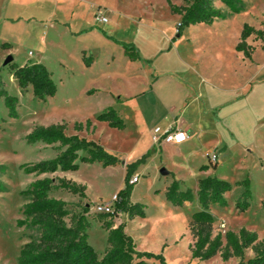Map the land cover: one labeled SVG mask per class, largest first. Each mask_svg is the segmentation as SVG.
Instances as JSON below:
<instances>
[{
    "label": "rangeland",
    "instance_id": "374dc122",
    "mask_svg": "<svg viewBox=\"0 0 264 264\" xmlns=\"http://www.w3.org/2000/svg\"><path fill=\"white\" fill-rule=\"evenodd\" d=\"M241 1L245 6L241 13H233L223 3L217 2L216 7L227 14L226 19H219L214 25L185 27V38L178 49L182 56L189 58L192 71L199 80L205 77L216 89L238 95L246 90L252 79L258 81L256 63L264 61V43L261 44L255 35L248 42L254 50L257 48L256 63H249L235 51L244 25L262 29L264 22V0ZM171 2L177 6L186 5L183 0ZM99 12L110 22L97 28L94 24L98 30L96 33L86 32L80 37L70 34V29L92 25ZM181 20V15L171 12L167 0H0V75L6 90L19 100L18 117L12 118L4 100L0 99V264H18L22 246L30 241L29 232L17 226V221L23 218L24 205L28 202L21 192L39 177L25 173L22 165L51 159L56 155L53 147L29 145L26 136L36 126L58 123H66L67 134L73 135L76 133L75 123H86L87 120L98 123L96 117L110 108L116 110L124 120L125 129H113L99 122L98 131L91 140L99 141L119 162L109 167L101 163H80L78 171L67 175L68 179L79 180L77 183L87 187L84 201H78V196L65 190L52 192V197L67 202L70 212L67 223L70 224L72 215L82 211L83 204L94 207L111 201L113 195L126 186L127 165L138 162L152 151L146 161H151L149 166L142 169L146 163L140 165L133 175V178L139 176V182L134 187V199L146 206V219L136 218L129 222L126 216H122L116 221L117 224L127 222L129 235L135 239L137 250L162 254L168 264H246L254 256L249 249L243 259L232 258L224 262L218 254L206 261L193 260L190 249L194 240L189 224L192 214L201 209L200 204L195 201L190 205L174 207L166 200L163 190L175 177L196 194L201 174L195 164L205 161L212 165L211 156L220 154L217 169L211 166L215 171L212 176L230 182L233 190L226 195V207H212L216 219L214 235H224L227 231L239 232L246 228L256 232L261 241L264 238V128H259L255 135L250 134L255 116H249L244 110L236 113L242 142L234 140L227 143V150L213 152L212 147L216 142L202 140L184 153L168 149L159 158L153 159L157 152L148 148L152 137L148 131L153 114L147 107L150 102L145 104L144 128L139 125L130 103L134 101L130 98L132 93L147 87L148 78L130 63L122 45L115 44V40L163 46L171 31L178 39L176 35ZM63 23H69L70 28ZM8 42L14 46L1 47ZM84 47L91 48L97 59L94 70L82 65L80 52ZM30 52L33 53L32 58ZM9 55L14 56L16 60L13 64L17 65L31 63L34 59L44 63L53 73L57 94L41 101L34 97L31 87L22 92L10 66L3 67ZM112 57L114 60L107 64L106 60ZM101 69H105L104 77L98 76L97 72ZM92 87L98 90L94 94H87ZM118 94L124 102H118ZM141 98L137 100L143 102L146 97ZM212 103L217 106L216 100ZM83 135L86 136V133ZM253 143L254 146L249 147ZM247 149H251V152ZM159 166L171 175L162 176ZM51 177L55 179L58 175ZM247 178L252 182L253 199L251 207L241 212L236 208L242 193L237 183ZM87 218L93 223L88 232L89 242L102 258L108 248L107 232L97 222L98 214L88 213ZM150 262L155 263L153 260Z\"/></svg>",
    "mask_w": 264,
    "mask_h": 264
},
{
    "label": "trees",
    "instance_id": "16d2710c",
    "mask_svg": "<svg viewBox=\"0 0 264 264\" xmlns=\"http://www.w3.org/2000/svg\"><path fill=\"white\" fill-rule=\"evenodd\" d=\"M171 12L182 16L179 23L177 36H182L183 29L192 25H213L219 19H226L227 14L216 7L217 2L223 3L231 12L241 13L245 10L241 0H183L185 6L172 4L167 0ZM262 29H256L245 24L241 33L236 51L245 58L252 60L254 48L248 39L255 35L264 43V22ZM105 35L110 39L106 33ZM176 39L173 38L172 42ZM122 45L126 57L133 62L140 61L139 50L132 43L115 40ZM1 47H11L2 44ZM262 49L264 50V44ZM84 57L86 65L91 64V57ZM13 77L22 92L32 88L36 99L44 101L54 97L58 87L52 78V73L41 63H28L24 66L12 64L10 66ZM0 99L4 100L9 116L18 117L17 107L19 100L12 96L5 88L3 77L0 75ZM98 122L106 123L113 129L124 130L126 124L114 109H107L96 117ZM91 120L86 123H75L76 132L94 131ZM29 145L43 144L56 150L54 158L42 160L33 164L22 165L27 174H35L39 178L21 192L28 200L24 205L23 218L17 221V226L29 232L30 241L22 246L18 257V264H168L162 254L140 252L133 237L126 232L127 222L119 224L120 215L126 216L129 221L136 218L146 219V206L131 201L136 183H132L135 170L145 164L149 151L138 162L127 165L125 178L126 186L116 193L118 200L115 202L113 213H96L101 227L107 232L108 248L105 255L100 258L89 242V229L93 223L87 218L91 205L83 204L82 211L70 216L67 202L51 196L53 191L65 190L82 200L87 198V187L63 177L55 179L49 176L58 172H75L80 169V163H101L104 167L116 165L119 160L110 155L99 143L81 137L78 134L68 135L67 124L58 123L48 126L39 125L32 129L26 136ZM217 169L218 163L201 166L202 171L210 167ZM242 188V193L236 202V208L246 212L251 207L253 199L252 182L249 178L237 183ZM233 190V185L216 176H207L199 180L198 191L183 189L180 180L174 179L166 188L165 198L174 207H183L186 203L198 200L201 209L192 214L189 224L190 234L194 243L191 246L192 259L201 261L210 260L220 254L224 262L232 258L243 259L246 250H252L254 256L246 264H264V238L259 241L256 232L242 228L239 232L227 231L224 235H214L216 219L212 214V207L218 205L226 207V195ZM264 207V199L262 201ZM118 218V220H117ZM158 262V263H157Z\"/></svg>",
    "mask_w": 264,
    "mask_h": 264
},
{
    "label": "crops",
    "instance_id": "0c3cea01",
    "mask_svg": "<svg viewBox=\"0 0 264 264\" xmlns=\"http://www.w3.org/2000/svg\"><path fill=\"white\" fill-rule=\"evenodd\" d=\"M7 19L9 18H3V20ZM9 20L14 21V19ZM109 22L110 21H108V23ZM63 24L70 28L69 23ZM94 24H96L97 28V26H101L104 23H98L95 21L89 27H78L73 30L70 29V34L80 37L81 34H84L86 32L91 34L96 33L98 30L94 28ZM105 33L108 35L107 31H105ZM167 36L169 37L165 39V45L163 46H157L154 43H147L145 45L132 43L139 50L141 60L136 62L130 61V63L138 67L139 70L145 73L148 78L146 85L147 87L139 91H135L134 93H132V97H130L134 100L130 103L132 104L134 114L138 119L139 125L141 126V128L146 127L144 122V110L145 104L147 105V102L149 101L150 104H148L147 107L149 106V109L153 112V114L151 116L152 122L148 131L150 132L152 137L154 134V130L157 127H160L162 130H183L189 135V139L180 145L162 144L160 146H156L153 143L151 137V142L149 143L148 148H153L157 152L153 155V159L159 158L160 154L164 151H167L168 149H176L178 152L184 153L187 151V149L194 147L202 140L216 142V144L212 147V149L214 148L213 152L217 151L219 153L221 149L227 150V143L234 140H241L240 136L242 134V131L240 130L238 125L239 117L236 114L241 110H244L245 113L249 114V116L252 115L256 118V121L252 119L254 124L252 126L254 127H252L251 129V135L257 134L259 128H264V61L262 63L255 62V53L257 51V48H255L252 60L245 58L244 55L236 51V49L235 51L240 54L244 60H248L249 63H256V76L258 81L252 79L253 81L249 83V86L246 88V90L239 95L228 94L227 92L224 93L222 90L216 89L215 87L210 85L205 77H202L201 80H199L196 73H193V66L190 63L191 61H189V58L182 56L178 50L181 41L185 38L183 33L182 36L176 35L178 39L175 42H172V39L175 37L173 31H171V35ZM239 41L240 38L236 43L235 48ZM260 42L261 44H263L262 41ZM8 43L11 46H14L10 42ZM262 51L264 55V50L262 49ZM30 53L29 55L32 58L33 53L32 55ZM83 56L92 58L90 65H86ZM80 60L84 68H87L89 70H94L97 65V59L92 54L91 48L87 49L86 47H84L81 49ZM113 60L114 57H112L111 60L107 59L106 63L110 64ZM31 63L44 64L37 59L31 61ZM26 64L28 63H23L19 66H24ZM59 65L65 68V65L63 63L59 62ZM178 68L181 71H179ZM49 71L52 73L51 70ZM97 73L100 77H104V75L106 74L105 69H101ZM96 90L98 89L92 87L87 91V94H94ZM117 97L118 102H124V99L121 95L118 94ZM139 97H146L145 101L140 102L139 100H137V98ZM147 97H149L150 99H148ZM213 100H216L217 106L212 105ZM260 105H263V107L260 108ZM259 122L260 124H258ZM98 123L94 122L95 129L93 132H91V135L87 131L76 132L75 134L91 140V138L94 137L96 132L98 131ZM83 133H86V136H84ZM96 142L100 144L99 141ZM253 146L254 143L249 145V147ZM246 148L247 147H244V149ZM247 150L251 152V149ZM218 156H220V154H218ZM150 162L143 165L142 169L147 168ZM200 162L195 164L196 169L199 170L201 174V177L198 178L197 184H199L200 179L207 176H212L215 173V171L211 167L206 171H202L201 166L208 164L205 163V161ZM158 169L160 171L162 168L159 166ZM69 173L71 172H58L56 174L58 175V177L68 179L69 177H67V175H69ZM169 174L171 175L170 172ZM42 176L51 177L52 175ZM174 179L176 178L173 177L170 182H172ZM68 180L74 181V179ZM75 181L77 182L79 180ZM180 181L182 183L183 189H186L187 187L184 186L183 181ZM169 185L170 184L165 186L163 190L164 192H166V188ZM55 198L60 199L56 196ZM76 198L78 199V201L82 200L80 197ZM84 200L85 199H83V201ZM131 201L133 203H139L134 199V191ZM195 201L198 200L195 199ZM186 205H190V203H186L184 206ZM126 232L129 234L128 225L126 227Z\"/></svg>",
    "mask_w": 264,
    "mask_h": 264
},
{
    "label": "built area",
    "instance_id": "2783aa9c",
    "mask_svg": "<svg viewBox=\"0 0 264 264\" xmlns=\"http://www.w3.org/2000/svg\"><path fill=\"white\" fill-rule=\"evenodd\" d=\"M96 22L98 23H108L109 19L102 13L99 12L96 15ZM180 24H178L179 27ZM32 55V53H30ZM182 137V139H181ZM189 139V135L187 132L183 131V130H172V129H168V130H162L160 127L155 128L154 130V134L152 137L153 143L156 146H160L162 144H175V145H180L183 144L184 142H186ZM211 161L212 163H217L218 161V156L216 154H213L211 156ZM132 183H138L139 182V176H135L134 178H132L131 180ZM118 200V195L114 194L111 201L109 202H105V203H101L98 204L96 206H91L90 207V213H113L114 212V206H115V202ZM123 215H120L119 219L122 217ZM118 220V218H117Z\"/></svg>",
    "mask_w": 264,
    "mask_h": 264
},
{
    "label": "water",
    "instance_id": "95a60500",
    "mask_svg": "<svg viewBox=\"0 0 264 264\" xmlns=\"http://www.w3.org/2000/svg\"><path fill=\"white\" fill-rule=\"evenodd\" d=\"M14 62H15L14 56L9 55L3 63V67L11 66ZM160 173L162 176H168L169 175V172L165 168H162L160 170Z\"/></svg>",
    "mask_w": 264,
    "mask_h": 264
},
{
    "label": "snow or ice",
    "instance_id": "6c2138e0",
    "mask_svg": "<svg viewBox=\"0 0 264 264\" xmlns=\"http://www.w3.org/2000/svg\"><path fill=\"white\" fill-rule=\"evenodd\" d=\"M181 139H182V137H181Z\"/></svg>",
    "mask_w": 264,
    "mask_h": 264
}]
</instances>
